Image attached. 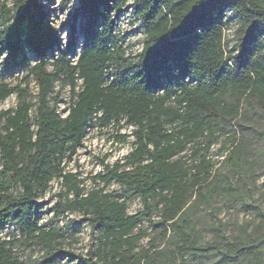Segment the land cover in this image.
<instances>
[{
    "label": "trees",
    "instance_id": "obj_1",
    "mask_svg": "<svg viewBox=\"0 0 264 264\" xmlns=\"http://www.w3.org/2000/svg\"><path fill=\"white\" fill-rule=\"evenodd\" d=\"M76 1L71 39L63 46L41 0H15L12 7L0 0V52L28 64L29 50L35 60L23 83L0 82V104L17 96L15 108L0 112V224L17 231L0 237V264H32L21 258L20 246L40 248L41 264H59L61 235L41 223L36 204L55 180L61 189L54 215L77 212L90 227L92 243L81 264H178L187 258L264 264V236L231 241L218 230L214 241L202 244L188 216L192 204L220 190L237 200L256 184L243 167L264 145V0H135L145 36L135 56L126 53L113 18L129 0ZM78 19L83 45L73 59ZM30 80L37 86L35 102ZM65 89L70 98L62 111ZM91 126L116 131L113 144L133 141L121 160L101 162L95 180L102 187L86 190L65 165ZM128 127L130 134H120ZM221 139L228 141L223 152L238 176L235 185L220 184L208 157ZM187 152L191 165L184 161ZM112 185L120 191L108 190ZM135 199L143 209L130 214ZM157 211L159 240L169 248L158 250L156 239L140 248L141 228L154 224Z\"/></svg>",
    "mask_w": 264,
    "mask_h": 264
},
{
    "label": "rangeland",
    "instance_id": "obj_2",
    "mask_svg": "<svg viewBox=\"0 0 264 264\" xmlns=\"http://www.w3.org/2000/svg\"><path fill=\"white\" fill-rule=\"evenodd\" d=\"M6 4L12 7L15 0H6ZM135 0H129L121 12L113 13L116 22V33L124 38L123 45L128 55L135 56L141 52L145 36L143 34V25L134 14ZM45 12L48 15V21L57 29L59 38L63 46L71 39L72 26L74 24L73 13L78 8L76 0H41ZM14 14V13H13ZM232 15V14H231ZM11 21V20H10ZM80 20L76 21L77 48L75 56H78L80 48L83 45L82 34L80 30ZM236 21L230 23V28L226 32V38L233 45V33L236 29ZM0 25H2L0 23ZM24 55L29 61L28 64H16L5 52H0V82H5L11 86L23 83L28 75L29 66L35 64L34 56L29 50L24 51ZM25 84H23V87ZM29 91L31 100L36 101L37 86L34 81L30 80ZM68 89L62 91L61 110L65 111L69 103ZM17 106V96L11 95L0 104V112L13 109ZM133 128H124L120 134H130ZM116 131L110 128H99L91 126L85 135L82 145L79 147L77 154L73 156L65 165L67 172L77 174L83 181L82 187L86 190L101 188L102 185L95 180L96 175L102 171L101 162L104 160L107 164H114L121 160L131 149L130 138L128 144H113V137ZM228 145V141L221 139L218 144L213 146L209 152V159L215 163L216 174H219L221 185H235L238 180L225 158L227 153L223 150ZM191 152L183 155L184 161L188 165L193 164ZM244 172H250L257 177L256 184L252 188V193L245 194L243 198L235 200L227 196L222 190L218 191L210 201L198 202L192 204L188 216L196 230L200 233L202 244L214 241L215 233L222 231L229 240L235 238L249 239L264 236V145L259 146L257 157L248 160L243 167ZM60 184L54 181L51 184L48 193L37 201L39 207V217L41 223L47 228H56L61 235V245L57 251L59 264H81V259H85L91 246V233L88 222L80 213H65L57 218L52 212L53 205L58 201L57 194L60 192ZM110 191H120L117 185L108 188ZM211 188H207L209 192ZM71 198V197H70ZM195 197L188 205L193 203ZM129 213L135 214L143 209L139 199L132 200L128 205ZM159 211L155 213L154 224L145 223L141 228L146 232L145 238L140 242V248L148 249L150 244L156 239L158 250H166L168 244L159 240V234L162 227L157 226L159 222ZM14 233L17 234L16 228L9 224H0V237L9 239ZM19 255L24 261L32 264H41L43 262V252L40 248L34 250L26 246L19 247ZM220 255H218L217 259ZM215 259V258H214ZM216 259V260H217ZM215 260V261H216ZM178 264H214V261H195L187 258Z\"/></svg>",
    "mask_w": 264,
    "mask_h": 264
}]
</instances>
